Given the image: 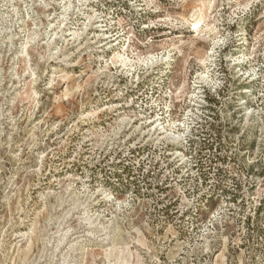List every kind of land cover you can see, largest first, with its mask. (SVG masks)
Wrapping results in <instances>:
<instances>
[{"label":"rangeland","instance_id":"1","mask_svg":"<svg viewBox=\"0 0 264 264\" xmlns=\"http://www.w3.org/2000/svg\"><path fill=\"white\" fill-rule=\"evenodd\" d=\"M0 264H264V0H0Z\"/></svg>","mask_w":264,"mask_h":264},{"label":"bare ground","instance_id":"2","mask_svg":"<svg viewBox=\"0 0 264 264\" xmlns=\"http://www.w3.org/2000/svg\"><path fill=\"white\" fill-rule=\"evenodd\" d=\"M211 33V32H210ZM116 40V39H115ZM117 62H120V64L122 65V66H126V64H125V60L123 59V56L122 55H118V61ZM117 107H119L118 105H117ZM159 120V117L158 118H156V119H154V120H152V124L153 123H156L157 121ZM171 128V127H170ZM173 128V127H172ZM161 129H163V127L161 128ZM164 130V129H163ZM154 132H156V129L154 130ZM164 132H166V130H164V131H161L160 133H164ZM159 133V134H160Z\"/></svg>","mask_w":264,"mask_h":264}]
</instances>
